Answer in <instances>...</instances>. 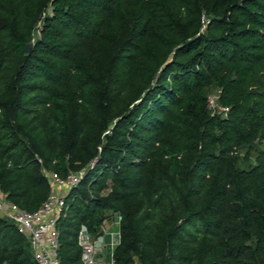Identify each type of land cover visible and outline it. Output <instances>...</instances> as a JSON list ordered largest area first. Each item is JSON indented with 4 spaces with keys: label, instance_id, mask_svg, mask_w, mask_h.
Returning a JSON list of instances; mask_svg holds the SVG:
<instances>
[{
    "label": "trees",
    "instance_id": "obj_1",
    "mask_svg": "<svg viewBox=\"0 0 264 264\" xmlns=\"http://www.w3.org/2000/svg\"><path fill=\"white\" fill-rule=\"evenodd\" d=\"M44 170L83 171L61 264L110 216L115 264H264V0H0V187L34 212ZM4 263L38 264L0 215Z\"/></svg>",
    "mask_w": 264,
    "mask_h": 264
},
{
    "label": "built area",
    "instance_id": "obj_2",
    "mask_svg": "<svg viewBox=\"0 0 264 264\" xmlns=\"http://www.w3.org/2000/svg\"><path fill=\"white\" fill-rule=\"evenodd\" d=\"M210 106L212 104L211 99ZM224 109V108H223ZM51 185V193L43 205L34 212L19 208L7 199L0 187V215L13 220L20 231L29 239L35 261L38 264H61L59 258V229L57 221L66 208V194L83 176V171L69 172L65 178L52 171L44 170ZM119 224V221H118ZM118 233V241H110V261L106 260L108 242L106 235ZM120 241V231H111L103 225L95 234L87 225H82L78 233V244L82 250L83 264H115L113 253Z\"/></svg>",
    "mask_w": 264,
    "mask_h": 264
},
{
    "label": "rangeland",
    "instance_id": "obj_3",
    "mask_svg": "<svg viewBox=\"0 0 264 264\" xmlns=\"http://www.w3.org/2000/svg\"><path fill=\"white\" fill-rule=\"evenodd\" d=\"M36 35V34H35ZM218 89H215L212 91L211 95H210V99L212 101V104H211V107L213 108V111L214 112H221L223 110L222 107H220V105L217 104V95H218ZM244 155L245 153L244 152H241L240 153V159H239V164L240 166H246V164L243 162V158H244ZM255 162V159L254 157L251 158V163H254ZM116 218H111V216L108 218V220H106V223L105 224V228H108L110 229L111 231H114V232H117L118 231V223H116ZM111 235L108 234L106 235V239H107V242H108V247L106 249V260L107 261H110V251L112 250V247L110 245V239H111ZM114 239H116L115 241H118L119 240V236H118V233H116V235L114 236Z\"/></svg>",
    "mask_w": 264,
    "mask_h": 264
},
{
    "label": "water",
    "instance_id": "obj_4",
    "mask_svg": "<svg viewBox=\"0 0 264 264\" xmlns=\"http://www.w3.org/2000/svg\"><path fill=\"white\" fill-rule=\"evenodd\" d=\"M32 46H33V43H32V42H29V43L26 45V47H25V51H26V52H29ZM4 264H5V263H4Z\"/></svg>",
    "mask_w": 264,
    "mask_h": 264
},
{
    "label": "crops",
    "instance_id": "obj_5",
    "mask_svg": "<svg viewBox=\"0 0 264 264\" xmlns=\"http://www.w3.org/2000/svg\"><path fill=\"white\" fill-rule=\"evenodd\" d=\"M118 221H119V220L117 219V220H116V223H118ZM105 224H107V223H106V221H105ZM105 224H103V225L105 226ZM118 230H119V224H118ZM110 240H111V241H112V240H114V241H115L116 239H114V237H113V239H112V237H111V239H110ZM109 243H110V242H109Z\"/></svg>",
    "mask_w": 264,
    "mask_h": 264
}]
</instances>
